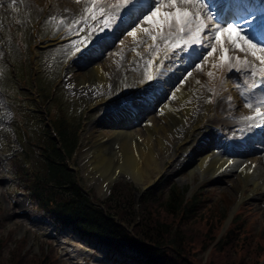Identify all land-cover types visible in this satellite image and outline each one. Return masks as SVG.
I'll return each mask as SVG.
<instances>
[{"label": "rangeland", "instance_id": "1", "mask_svg": "<svg viewBox=\"0 0 264 264\" xmlns=\"http://www.w3.org/2000/svg\"><path fill=\"white\" fill-rule=\"evenodd\" d=\"M101 3L102 0L97 3L96 8H92L91 2L82 0H69L67 3L63 0H44L42 4L35 0H0V104L5 111L3 120L0 119V264H12L20 254H27L24 264H29L31 257L39 258L44 255L53 264H129L106 247L98 245L94 239L81 238L73 228L61 226L48 213V209L40 207L36 199H30L28 188L29 182H32V174L23 163L29 162L34 171L39 169L37 166L42 161V150L48 142L46 135L50 131L54 132L53 119L58 114L66 116L67 127L74 130L78 138L68 166L75 173L83 191L90 198L103 200L110 196L112 186L116 184L120 194L135 196V191H138L137 182L128 173H119L117 182L109 185L108 191L100 189L102 174L92 177L86 170L80 139L83 128L96 119H102L105 122L102 123L106 125L103 128L106 129L122 120L132 122V128H139L141 124L136 122L134 116H124L119 111L138 106V101L134 100L135 94L150 84L149 77L159 69L157 63L160 55H165L168 59L172 54L181 52L179 58L182 62L186 59L193 60L191 70L200 64L207 66V61L202 56L210 48L194 46L195 50L189 49L187 52L173 49L171 45L178 35L176 29H169L165 34L167 36L171 32L166 44L167 51L161 46L149 55V59H140L136 54L132 57L133 52L127 54V59L115 68L102 96L95 100L98 95L96 86L91 83L77 85L70 81L68 67L77 63L83 53L90 54L94 43L100 40L103 34L101 27L107 18L100 14ZM111 6L103 8L106 14L113 12ZM152 7L153 0H136L129 8L131 11L128 19L121 24L126 28L120 34L125 35L127 28L132 30L137 26L145 27L143 17ZM89 8L93 11L87 12L86 9ZM207 11L210 12V9L207 8ZM93 13L95 20L92 19ZM132 17L136 23L127 24ZM259 21V18L255 19L253 16L244 27L258 29ZM213 22L216 23L214 20ZM226 25L229 24L224 26ZM78 28L81 30L77 31ZM237 30L244 34L242 29ZM244 36L248 38L247 35ZM122 39L121 35L114 46H119ZM203 39L202 37V41ZM77 40L87 41L86 46H81L82 53L75 52L73 42ZM159 40L162 39L156 41ZM57 42H61L63 46L58 47ZM146 42L151 45L154 43L151 38L146 39ZM108 47L105 50L98 49V52L104 55L111 50ZM95 56L103 58L105 55L97 53ZM38 61L46 68L45 73L40 71ZM163 66L164 62L160 68ZM47 78L51 81L49 90L44 92L40 86L46 85L44 82ZM231 78L229 82L232 90L240 92L245 90L251 80V77L242 73ZM15 87H19V90L16 91ZM40 89L46 97L39 94ZM47 97L50 98L44 102ZM205 97L208 98L209 94ZM149 102L147 99L144 101L147 105ZM36 104L39 106L38 110ZM152 112L153 108L146 109L144 113ZM206 116L205 109L198 108L189 121L193 130L189 129L190 125L179 127L182 142L174 160L163 166L162 180L156 184L153 196L157 198L161 195L160 199H163L174 184L177 188H186L187 196L197 193L201 197L204 215L211 214V211L215 215L223 213L227 216L237 212L234 219L237 227V250L241 246L246 247V260L241 264H252L247 263V259L250 260L251 257H256L257 260L253 264H264V190L256 196L248 195L245 188L250 187V184L243 180L236 168H229L228 172L202 174L199 171L189 173L179 166L184 154L189 153L192 147L203 142H216L217 134L222 135V138L229 137L226 126L221 122L212 127L213 132L208 134V129H211L201 120ZM53 136L58 141L57 136ZM92 142L93 140H88L87 146L92 145ZM8 192L11 200L9 205H5L4 199ZM236 204L237 207L234 208ZM225 224L227 222H224V226ZM209 250L207 248L198 253L197 259L201 263H205ZM232 261L240 264L238 258Z\"/></svg>", "mask_w": 264, "mask_h": 264}, {"label": "bare ground", "instance_id": "2", "mask_svg": "<svg viewBox=\"0 0 264 264\" xmlns=\"http://www.w3.org/2000/svg\"><path fill=\"white\" fill-rule=\"evenodd\" d=\"M35 1L42 4L44 0ZM102 1L113 8L116 3V0ZM63 2L67 3L69 0ZM255 8L251 2L240 6L241 11L250 12ZM125 11L120 13L123 18ZM142 28H149L150 33L155 34L150 25L145 24ZM168 31L169 29H165L164 35ZM233 36L235 37V34ZM149 38L150 34L143 32H138L135 40L126 34L120 45L112 48L103 58L82 56L76 65L68 67L69 80L77 85L94 84L98 94L95 96L97 100L114 75L115 68L127 59V54L133 52L132 57L136 54L140 59H149V55L164 46L163 40L155 41L152 45L147 43L146 39ZM160 38L162 37H157ZM138 42L142 45L140 49H137ZM222 42L228 49L230 58L224 65L219 64V49L208 58L206 67L200 64L192 71L179 61L180 52L168 60L167 56L160 55L157 67L163 62L165 67L155 71L150 83L151 90L145 92L146 88H143L135 95L136 99H140L137 107L119 111L124 116L137 118L141 124L139 128L130 127L129 121H117L111 128L106 129L103 128L106 125L102 123V119H96L83 128L80 139L86 170L92 177L102 174V191L110 180L122 172L128 173L137 182L139 191L152 182L163 166L173 161L176 156L177 148L182 142L179 127L190 125L189 129L193 130L189 121L201 107L207 113L205 119L201 120L211 129H208V134L213 132L212 127L221 122L226 125L230 137H217L218 140L213 144L203 142L192 147L189 153L184 154L179 166L189 173L199 171L202 174L228 172L229 168H236L243 180L250 184V187L245 188L248 195L256 196L264 190V125L257 122L258 117L254 110L264 99V84L253 92L248 88L244 93L233 91L227 77L229 64L235 63L237 57L249 61L253 58L238 49L233 50L226 40L222 39ZM163 50H167L166 46ZM213 64L217 67L213 68ZM209 72L213 73L211 77L208 76ZM189 73L191 75H188ZM218 83L221 84L218 93L210 99H205V95L212 90V85L214 87V84ZM145 99L151 101L150 106L144 103ZM248 103L253 107H247ZM149 107L153 108L154 112L145 114L144 111ZM3 109L0 104V115ZM261 110L264 112V108ZM249 117L252 119H248ZM90 139L93 140L92 145L87 146L86 142ZM256 150L263 152L258 154ZM241 168L245 170L240 171Z\"/></svg>", "mask_w": 264, "mask_h": 264}, {"label": "trees", "instance_id": "3", "mask_svg": "<svg viewBox=\"0 0 264 264\" xmlns=\"http://www.w3.org/2000/svg\"><path fill=\"white\" fill-rule=\"evenodd\" d=\"M54 127L61 146L58 148L48 138L51 148L45 149V163L34 175L30 194L41 207L51 206V212L62 224L72 226L83 237H95L116 254L129 250L131 255L127 258L131 264H235L234 258L241 264L246 260V247L237 250L235 222L218 237L225 214L211 211L204 215L202 201L195 193L187 197L185 188L172 185L163 199L161 195L153 196L156 188L147 191L139 200L138 217L133 209V194H120L116 184L111 196L102 202L103 207L93 204L65 163L74 150L75 134L67 129L63 119L58 118ZM207 248L208 257L201 263L198 253ZM26 256L18 255L12 264H24ZM255 260L251 257L247 263ZM29 262L53 264L47 255L31 257Z\"/></svg>", "mask_w": 264, "mask_h": 264}, {"label": "snow or ice", "instance_id": "4", "mask_svg": "<svg viewBox=\"0 0 264 264\" xmlns=\"http://www.w3.org/2000/svg\"><path fill=\"white\" fill-rule=\"evenodd\" d=\"M99 2L100 0H91L92 5H96ZM135 2L136 0H116V4L114 5L115 10L113 12L106 14L103 8L99 10L101 15L107 16L103 21L105 35L108 34L107 30L112 28V25L116 23L117 19L123 23V16H121L120 13L129 9L135 4ZM86 11L92 12L93 9L89 8L86 9ZM92 19H96L95 13H93ZM131 19L133 23H136L134 17ZM143 22L150 25L155 34H151L149 28H141L137 26L127 33L134 40L138 32H143L150 34L153 42L157 40L158 36H161L165 43H167L171 36V32L165 36V29L174 28L179 35L171 45L173 49H180L187 52L189 49H193V46H196L197 48L201 46L204 48H210L211 50L202 56L204 61H207L208 58L219 49L221 53L219 56L220 65H224L230 59L228 49L222 42V39L226 40L228 44L232 46L233 50L238 49L253 58L252 61H249L246 59L241 60L237 57L235 63L229 64V68L237 72L242 70L250 71V74L253 77H259L255 81L253 85L254 87L257 84H264V47L258 46L243 36L241 32L237 30L238 26L236 25L221 26L218 23H214L212 15L207 11V5L204 0H153V7L148 14L143 17ZM80 30L81 29L79 28L77 29V31ZM233 34H235V37ZM202 37L204 38L203 41ZM73 43L75 52L78 53L83 52L81 46L87 45L86 40H77ZM256 62H258V64ZM197 67H199V65H197ZM212 67L215 68L217 65L213 64ZM188 75H191V73ZM212 75V72L208 73V76L211 77ZM149 79H151V77H149ZM177 91H179V89H177ZM246 106L249 108L253 107L251 103H248ZM262 108H264V99H262L259 106L254 109L256 116L258 117L257 122L264 125V112H262ZM162 114L163 112H161V115ZM248 119L252 118L249 117ZM244 170V168L240 169V171Z\"/></svg>", "mask_w": 264, "mask_h": 264}]
</instances>
